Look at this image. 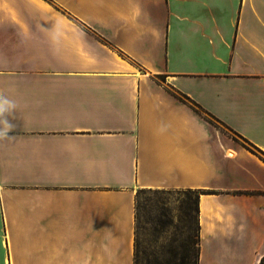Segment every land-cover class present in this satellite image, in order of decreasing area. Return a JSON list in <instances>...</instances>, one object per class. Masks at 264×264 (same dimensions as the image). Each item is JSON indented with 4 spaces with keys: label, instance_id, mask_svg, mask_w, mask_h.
<instances>
[{
    "label": "crops",
    "instance_id": "0c3cea01",
    "mask_svg": "<svg viewBox=\"0 0 264 264\" xmlns=\"http://www.w3.org/2000/svg\"><path fill=\"white\" fill-rule=\"evenodd\" d=\"M0 94V264H134L145 189L203 193L199 264H259L264 0H0Z\"/></svg>",
    "mask_w": 264,
    "mask_h": 264
},
{
    "label": "rangeland",
    "instance_id": "374dc122",
    "mask_svg": "<svg viewBox=\"0 0 264 264\" xmlns=\"http://www.w3.org/2000/svg\"><path fill=\"white\" fill-rule=\"evenodd\" d=\"M185 102L213 126L231 135L225 126ZM136 194L139 207L135 223L137 264L172 263L174 259L168 251L184 243L188 229L195 226L194 194L185 190H142ZM158 222L161 224L156 226Z\"/></svg>",
    "mask_w": 264,
    "mask_h": 264
},
{
    "label": "trees",
    "instance_id": "16d2710c",
    "mask_svg": "<svg viewBox=\"0 0 264 264\" xmlns=\"http://www.w3.org/2000/svg\"><path fill=\"white\" fill-rule=\"evenodd\" d=\"M173 97H175L180 102H189L194 105L187 97L182 94H173L170 93ZM198 110L199 107L194 105ZM196 111V110H194ZM201 111V110H200ZM197 112V111H196ZM198 113V112H197ZM208 115V114H207ZM209 116V115H208ZM146 190V189H145ZM142 191V190H139ZM157 191V190H156ZM167 191V190H164ZM186 192H190L194 194V208H193V220L194 228L188 229L187 234L184 237V243L181 245L174 247L168 251L171 258L174 259L172 263L167 264H199V255H200V236H199V222H198V198L201 193L200 191L194 190H185ZM138 192V191H137ZM188 208V207H187ZM139 207L137 205V194L135 196V223L137 220V212ZM161 222L156 223V226H159ZM156 232H158L157 227H155ZM135 237H134V264H137V244H136V225H135ZM259 264H264V256L260 259Z\"/></svg>",
    "mask_w": 264,
    "mask_h": 264
},
{
    "label": "clouds",
    "instance_id": "9594fccd",
    "mask_svg": "<svg viewBox=\"0 0 264 264\" xmlns=\"http://www.w3.org/2000/svg\"><path fill=\"white\" fill-rule=\"evenodd\" d=\"M15 106L13 101L0 94V125H2V127H0V138H12L8 137L7 134L12 131L15 126L9 122L6 118V114H10Z\"/></svg>",
    "mask_w": 264,
    "mask_h": 264
}]
</instances>
